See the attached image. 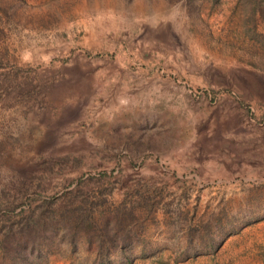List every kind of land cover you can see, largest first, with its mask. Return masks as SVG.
I'll return each instance as SVG.
<instances>
[{
    "label": "rangeland",
    "instance_id": "rangeland-1",
    "mask_svg": "<svg viewBox=\"0 0 264 264\" xmlns=\"http://www.w3.org/2000/svg\"><path fill=\"white\" fill-rule=\"evenodd\" d=\"M106 225L111 264H264L263 0H0V264Z\"/></svg>",
    "mask_w": 264,
    "mask_h": 264
},
{
    "label": "trees",
    "instance_id": "trees-1",
    "mask_svg": "<svg viewBox=\"0 0 264 264\" xmlns=\"http://www.w3.org/2000/svg\"><path fill=\"white\" fill-rule=\"evenodd\" d=\"M253 1H255V0H253ZM87 210H85L84 212H81L78 215H76L78 222L75 225H79L80 223H83V222L86 223L87 221H90L91 224L93 223L92 219L94 217L90 213L91 211L89 209H87ZM70 227H72L71 224L68 227L69 230H71ZM82 227H84V226L82 225ZM104 228L106 229V233L108 235V239L107 238H105L106 240L105 239H103V240L99 239V243L98 244L101 245V247H102V244L104 243L106 249L104 250L103 255L99 256L98 261L96 263H94V264H111V258L108 256L107 252H108V249H109L110 245H112V246L113 245L114 246L117 245V241H118L117 237L113 233L108 232V226L107 225ZM122 237L123 236H121V238Z\"/></svg>",
    "mask_w": 264,
    "mask_h": 264
}]
</instances>
